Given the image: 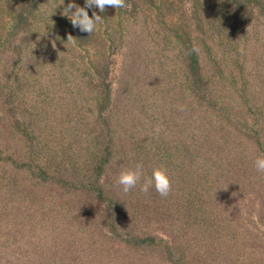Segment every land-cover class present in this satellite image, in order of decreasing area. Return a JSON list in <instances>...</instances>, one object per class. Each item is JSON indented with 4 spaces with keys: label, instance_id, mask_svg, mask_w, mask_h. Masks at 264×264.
I'll use <instances>...</instances> for the list:
<instances>
[{
    "label": "trees",
    "instance_id": "16d2710c",
    "mask_svg": "<svg viewBox=\"0 0 264 264\" xmlns=\"http://www.w3.org/2000/svg\"><path fill=\"white\" fill-rule=\"evenodd\" d=\"M73 2L0 0V264H264L233 218L264 213V0H125L91 35ZM140 163L167 197L117 185Z\"/></svg>",
    "mask_w": 264,
    "mask_h": 264
},
{
    "label": "clouds",
    "instance_id": "9594fccd",
    "mask_svg": "<svg viewBox=\"0 0 264 264\" xmlns=\"http://www.w3.org/2000/svg\"><path fill=\"white\" fill-rule=\"evenodd\" d=\"M64 0H61L59 5H63ZM58 6V5H57ZM187 4L186 7H190ZM106 7H114L116 9L130 7L125 3V0H85V6L80 7L77 4L69 3L64 9L63 15L67 16L74 28H79L81 32L89 33L90 35L97 29V25L103 23L101 15L97 14L96 11L89 15L88 9H99L103 13ZM72 36H68V40L75 43L72 40ZM53 47L55 44L53 43ZM159 131V129H157ZM255 167L258 172L264 173V155L258 156L255 160ZM144 177L143 164H137L135 168L123 169L117 178V185L121 186L122 191L127 194ZM103 183V178H101ZM155 188L156 192L161 197H167L172 191V179L169 174V170L166 167L159 166L153 169L151 177H144V183L141 186V191L147 193L151 187Z\"/></svg>",
    "mask_w": 264,
    "mask_h": 264
},
{
    "label": "rangeland",
    "instance_id": "374dc122",
    "mask_svg": "<svg viewBox=\"0 0 264 264\" xmlns=\"http://www.w3.org/2000/svg\"><path fill=\"white\" fill-rule=\"evenodd\" d=\"M250 207L245 205L244 209L241 208V211H234L233 218L236 223L243 228L246 232L252 234V240L255 245L261 246L260 258L264 259V213H263V201L259 194H256L249 201ZM240 206L241 204H237ZM262 217V220L260 218ZM157 235L163 237L164 239H169V237L162 233L161 231H156ZM256 251V254H258ZM259 257L257 258V260Z\"/></svg>",
    "mask_w": 264,
    "mask_h": 264
}]
</instances>
